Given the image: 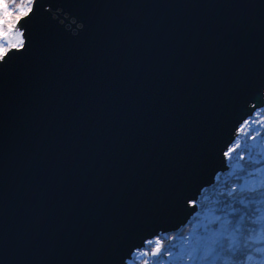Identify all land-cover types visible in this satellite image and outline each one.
Here are the masks:
<instances>
[{"label":"water","instance_id":"water-1","mask_svg":"<svg viewBox=\"0 0 264 264\" xmlns=\"http://www.w3.org/2000/svg\"><path fill=\"white\" fill-rule=\"evenodd\" d=\"M0 64V264H127L196 213L264 105V0H37Z\"/></svg>","mask_w":264,"mask_h":264},{"label":"snow or ice","instance_id":"snow-or-ice-1","mask_svg":"<svg viewBox=\"0 0 264 264\" xmlns=\"http://www.w3.org/2000/svg\"><path fill=\"white\" fill-rule=\"evenodd\" d=\"M37 0H22L13 7L8 0H0V64L7 63L12 53L26 47L22 21L35 14ZM264 128V120H244L237 129L231 146L224 152L227 161L236 160L230 175L239 172L235 180L225 179L209 209V224L201 235L195 236L187 248L176 251V246L156 236L146 241L147 247L139 251L140 264H264V236L252 225L264 228V155L238 138L255 140L260 135L253 125ZM254 135H250L253 133ZM245 153H247V158ZM244 162V163H241ZM260 165V167H256ZM248 177L245 179L244 177ZM231 183V187H229ZM195 207L196 201H190ZM176 236H169V242ZM163 258H167L166 260Z\"/></svg>","mask_w":264,"mask_h":264},{"label":"trees","instance_id":"trees-1","mask_svg":"<svg viewBox=\"0 0 264 264\" xmlns=\"http://www.w3.org/2000/svg\"><path fill=\"white\" fill-rule=\"evenodd\" d=\"M8 2L13 7H15V4L21 3L22 0H8ZM262 111H264V105L262 109L255 113L252 117H250L249 120H257L258 117L262 116ZM255 130H259L260 132V135L257 136L255 140H253L256 141V144L254 145L252 144V142H248L247 144L249 146H252L253 150L256 153L264 155V128H261L259 125V127ZM245 155L247 158V153H245ZM228 163L230 165L228 166L229 168L227 169V171L217 174L214 184L202 190L199 198L197 199V208L194 216L185 225L179 227L176 231L171 233H160L158 235L165 242L166 246L171 243L172 245L176 246V251L179 252L182 247H189V245L193 242L194 237L201 235L205 227H215V225L209 224V220L211 219V213L209 212V209L214 202V196L217 195L220 190L219 186H222L225 179L229 178L230 180H235L238 185L239 183L243 182L241 179H238V177L241 175L239 172H237L235 175H230L233 171V166L236 164V160L233 159L232 161H228ZM256 167H260V165H257ZM262 177H264V173H262L261 176H258L257 179H260ZM244 178L247 179L248 177L245 176ZM229 187H231V183H229ZM252 227H255L259 231V233L264 236V228H262L260 225H252ZM169 236H176L177 238L169 242ZM151 240H154V238ZM145 247H147L146 243L145 246L140 250H143ZM140 250H136L134 252L127 264H140L139 258L135 256V254ZM163 259L166 260L167 258Z\"/></svg>","mask_w":264,"mask_h":264},{"label":"rangeland","instance_id":"rangeland-1","mask_svg":"<svg viewBox=\"0 0 264 264\" xmlns=\"http://www.w3.org/2000/svg\"><path fill=\"white\" fill-rule=\"evenodd\" d=\"M263 107V106H262ZM262 109V108H261ZM261 109H259V110H257L255 113H257L258 111H260ZM257 120H264V111H262V116L261 117H258L257 118ZM259 127V124H255V125H253V128H254V130L255 129H257ZM259 131V130H258ZM255 134V131L253 132V133H250V135H254ZM235 137H237V131H236V135H235ZM240 140H241V142H242V145L243 144H247L248 142H252V144H256V141H253V140H251V139H248L246 136H239L238 137ZM231 146V145H230ZM226 164L229 166L230 164L228 163V161L226 160ZM229 168V167H228ZM197 202H198V200L196 201V204H197ZM140 250V249H139ZM138 251V250H137ZM134 254V253H133ZM135 256L137 257V258H139V252H137L136 254H135Z\"/></svg>","mask_w":264,"mask_h":264}]
</instances>
